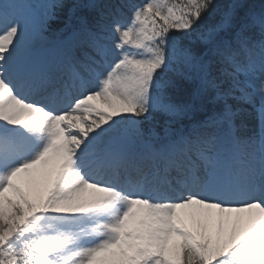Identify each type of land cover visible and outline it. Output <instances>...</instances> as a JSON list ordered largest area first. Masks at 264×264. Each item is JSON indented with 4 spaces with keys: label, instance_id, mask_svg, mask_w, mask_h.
<instances>
[{
    "label": "snow or ice",
    "instance_id": "obj_1",
    "mask_svg": "<svg viewBox=\"0 0 264 264\" xmlns=\"http://www.w3.org/2000/svg\"><path fill=\"white\" fill-rule=\"evenodd\" d=\"M0 264H264V0H0Z\"/></svg>",
    "mask_w": 264,
    "mask_h": 264
},
{
    "label": "rangeland",
    "instance_id": "obj_2",
    "mask_svg": "<svg viewBox=\"0 0 264 264\" xmlns=\"http://www.w3.org/2000/svg\"><path fill=\"white\" fill-rule=\"evenodd\" d=\"M96 103H99L98 101Z\"/></svg>",
    "mask_w": 264,
    "mask_h": 264
}]
</instances>
